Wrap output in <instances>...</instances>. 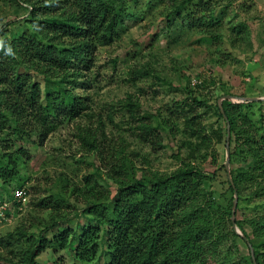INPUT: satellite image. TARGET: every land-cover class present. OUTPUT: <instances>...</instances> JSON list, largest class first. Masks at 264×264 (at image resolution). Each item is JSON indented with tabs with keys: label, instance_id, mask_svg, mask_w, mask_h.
I'll use <instances>...</instances> for the list:
<instances>
[{
	"label": "trees",
	"instance_id": "obj_1",
	"mask_svg": "<svg viewBox=\"0 0 264 264\" xmlns=\"http://www.w3.org/2000/svg\"><path fill=\"white\" fill-rule=\"evenodd\" d=\"M3 1L17 6L22 1L31 8L20 22L0 18V134L7 137L2 140L6 144H2L5 151L0 154V178L6 182L18 174L17 156L28 155L22 143L41 146L64 119L82 116L84 107L75 89L83 71L92 66L98 47L119 36L127 0ZM190 1L183 0L177 9ZM203 7L208 8L206 4ZM219 20L220 15H210L211 23ZM17 24L22 33L8 37V28ZM135 74L148 75L140 70ZM121 105L140 142L155 151L164 149L163 133L174 136L172 126L166 121L154 123L142 114L132 95ZM249 105L247 101H223L233 150L230 173L223 166L231 192L227 210L221 211L213 191L205 187L214 182L217 171L209 175L205 167L195 164L193 152L168 173L139 168L130 157L138 153L113 149L105 163V176L116 185L112 201L108 192L90 185L92 178L87 177L84 196L96 201L85 211L90 217L88 224H79L76 231L55 232L54 222L37 236L19 228V249L13 248L10 256L1 254L0 264H39L41 254L63 251L73 238L77 239L75 259L80 264L98 260L103 264H218L221 246L232 238L248 248V256L233 264H264V203L255 206L258 211L254 216L238 217L244 197L264 201V113L251 117L254 113L245 112ZM194 119L188 120L187 127L190 135L199 138L204 129L194 128ZM99 124L95 129L80 126L79 131L89 150L101 154L100 135L105 131ZM13 148L16 150L11 151ZM46 201L42 203L46 208L64 204L55 200L52 206ZM224 215L229 216L228 230L222 229ZM234 225L243 236L235 232Z\"/></svg>",
	"mask_w": 264,
	"mask_h": 264
},
{
	"label": "rangeland",
	"instance_id": "obj_2",
	"mask_svg": "<svg viewBox=\"0 0 264 264\" xmlns=\"http://www.w3.org/2000/svg\"><path fill=\"white\" fill-rule=\"evenodd\" d=\"M182 2L127 0L119 36L98 47L92 66L83 71L75 89L84 107L82 116L64 119L41 146L22 143L28 155L17 156L18 174L6 182L0 178V196L9 204L0 215V255L10 256L13 248L19 249V228L37 236L54 222L55 232L68 228L76 231L79 224L87 225L90 217L85 211L96 201L84 196L86 178H92L90 185L108 192L110 201L116 193V185L105 176L108 152L113 149L138 153L130 157L139 168L168 173L193 152L195 164L205 167L209 175L217 171L214 182L205 187L213 191L221 211L228 209L231 192L223 166L229 160L232 168L233 150L230 137L225 136L229 125L220 106L230 96L233 103H242L243 99L251 103L249 112L245 111L254 113L251 117L264 113V104H260L264 101V0H191L177 9ZM203 4L208 8H202ZM29 10V3L21 1L17 6L0 0V18L8 21L26 19ZM212 14L220 15V20L211 23ZM8 30L10 38L22 33L20 24ZM138 70L148 75L136 76ZM130 95L139 102L141 113L154 123L160 120L172 126L174 136L168 131L163 133L164 149L155 151L140 142L130 128L132 121L121 105ZM190 119H194V128L204 129L201 137L190 135ZM99 123L105 131L104 136L100 135L101 154L89 150L79 131L80 126L95 129ZM4 138L7 137L0 134V154L5 151ZM17 189L25 191L23 198L14 197ZM45 200L52 206L55 200L64 204L46 208L42 205ZM262 203L244 197L238 217L254 216L258 211L255 206ZM224 217L222 229L228 230L229 216ZM76 246L77 239L73 238L65 250H48L38 257V262L80 264L75 259ZM247 256V246L232 238L221 246L218 264H233Z\"/></svg>",
	"mask_w": 264,
	"mask_h": 264
},
{
	"label": "water",
	"instance_id": "obj_3",
	"mask_svg": "<svg viewBox=\"0 0 264 264\" xmlns=\"http://www.w3.org/2000/svg\"><path fill=\"white\" fill-rule=\"evenodd\" d=\"M225 99H227V100H231V101H232L233 98L230 97V96H227V97H225ZM258 100H260V99H258ZM244 101H246V99H243L241 102H244ZM220 108H221V110L223 111V108H222L221 106H220ZM229 137H230V131H228V139H229ZM227 151H228V154H229V142H228V144H227ZM226 169H227V171L230 173L229 160L227 161ZM237 198H238V195L236 194V195H235V207H236V204H237ZM233 222H234V218H233ZM234 224H235V223H234ZM234 229H235V232H236L237 234L243 236L242 233L239 231V229H237V228L235 227V225H234ZM252 255H253V257H254V251H253V249H252ZM255 264H256V262H255Z\"/></svg>",
	"mask_w": 264,
	"mask_h": 264
},
{
	"label": "built area",
	"instance_id": "obj_4",
	"mask_svg": "<svg viewBox=\"0 0 264 264\" xmlns=\"http://www.w3.org/2000/svg\"><path fill=\"white\" fill-rule=\"evenodd\" d=\"M25 195V191L23 189H17L14 193V197L17 199L23 198ZM9 207V204L6 200H1L0 199V215L2 212L6 211L7 208Z\"/></svg>",
	"mask_w": 264,
	"mask_h": 264
}]
</instances>
